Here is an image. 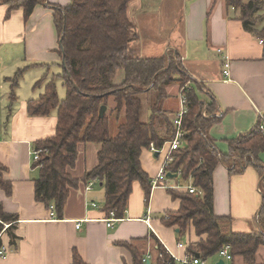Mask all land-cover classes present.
Returning a JSON list of instances; mask_svg holds the SVG:
<instances>
[{"label": "crops", "instance_id": "crops-1", "mask_svg": "<svg viewBox=\"0 0 264 264\" xmlns=\"http://www.w3.org/2000/svg\"><path fill=\"white\" fill-rule=\"evenodd\" d=\"M48 2L67 6L70 0ZM47 3L36 5L26 19L22 9H14L7 17L8 5L0 2V172L12 183L10 194L0 186V203L6 213L19 218L15 222L16 246L10 247L8 234L0 233L2 245L9 249L6 257L0 256V264H72L74 250L89 264H132V252L122 243L128 242L152 258L157 247L154 237L182 256L178 243L184 238L161 222L168 211L180 206L165 187L152 184L147 206L142 185L135 181L125 217L113 227L104 220L107 216L100 201L105 191L101 185L95 187L98 183L91 189L81 186L71 190L62 219L35 200L39 168L34 167L32 151L37 141L55 134L58 117L57 110L30 115L27 103L38 99L53 78L57 89L59 80L64 85L54 10ZM128 15L137 26L139 39L133 46L140 56L180 55L190 77L187 86L200 88L203 102H216L220 121L212 126L210 135L218 149L228 154L231 140L249 131L259 118L264 119L263 39L244 28L226 0H132ZM19 70L22 73L13 85L11 78ZM172 85L177 89L180 109L181 87ZM164 113L173 122L176 114L170 115L163 108L161 115ZM167 129L166 123H158L162 135ZM99 148L94 150L95 161L80 177L97 164ZM78 149L77 164L81 159L86 163L88 146L79 144ZM163 159L164 154L143 150L141 164L151 180L157 177ZM233 162L227 160L228 165L222 161L213 172L214 213L232 217L236 233L258 230L257 215L264 198L259 173L252 165H245L243 172L231 174ZM177 178L160 181L176 184L180 182ZM257 261L264 263V246L258 250ZM230 263L243 261L237 258Z\"/></svg>", "mask_w": 264, "mask_h": 264}, {"label": "trees", "instance_id": "trees-1", "mask_svg": "<svg viewBox=\"0 0 264 264\" xmlns=\"http://www.w3.org/2000/svg\"><path fill=\"white\" fill-rule=\"evenodd\" d=\"M131 1L70 0L69 5L61 6L47 3V0H0L8 5L7 17L14 9H22L26 19L36 5L47 3L54 10L59 35L64 67L60 76L64 79L66 96L60 99L53 78L38 99L27 103L30 115H48L57 110L58 117L55 134L34 144V150L44 149L41 161L34 162V167L39 168V176L34 182L35 200L44 203L56 218L62 219L71 190L97 181L105 191L101 210L106 216L114 211L117 218H124L133 183L139 181L148 206L152 180L142 167V152L149 149L152 142L161 147L172 140L175 126L166 113L161 115L162 110L158 107L149 121H143V102L138 94L159 89L160 96H165L167 86L179 84L184 87L187 98L182 125L185 136L183 145L173 152L174 160L168 170L179 174L181 187L167 190L180 206L168 211L161 222L178 230V237L184 238L182 256L194 259L200 254L199 258L208 262L229 244L232 262L240 258L243 264H264L257 261L258 250L264 246V198L257 215L259 229L246 233L232 231L233 218L217 216L213 210V172L222 161H234L230 166L231 174L243 172L245 165H252L259 173L264 194L263 119L259 118L249 131L231 140L229 153L223 154L210 135L212 126L220 121L215 115L216 102L213 99L203 102L200 88L186 86L190 77L185 74L180 55L142 57L135 52L133 45L138 41L139 33L128 15ZM226 5L235 10L244 28L264 43V27L259 26L264 19V0H226ZM120 68L124 70V79L115 83ZM21 73L19 70L11 78L13 85L18 83ZM103 104L108 108L100 118L99 110ZM115 116H122V121L117 134L112 137L111 119ZM159 122L166 123V135L158 130ZM85 143L100 145L97 164L76 178L70 170L77 164L79 144ZM189 184L199 192L191 193L187 188ZM0 186L7 194L12 192V183L5 180L1 172ZM18 219V215L6 213L0 203V233L5 228L4 223L10 224L4 230L10 238V247L16 246L19 239L15 232ZM154 238L156 254L148 259L149 264H180L162 242ZM122 244L131 250L132 264H147L144 253L128 242ZM72 264L89 263L74 250Z\"/></svg>", "mask_w": 264, "mask_h": 264}, {"label": "built area", "instance_id": "built-area-1", "mask_svg": "<svg viewBox=\"0 0 264 264\" xmlns=\"http://www.w3.org/2000/svg\"><path fill=\"white\" fill-rule=\"evenodd\" d=\"M218 51L221 52L222 50L219 49ZM225 74L228 75L229 71L228 70L225 71ZM186 112H187V98H186V95L184 93V87H183V88H181V91H180V109L177 112L176 117L173 119V124L175 126V135H174L173 139L166 141L161 147H157L153 142L150 144V147H149V149L152 153L157 152L159 154H164V159L162 162V166L159 170V173H158L157 177L154 180H152L153 186H162L165 188H179V187H181L180 182H178L176 184H174V183L172 184V183H169L167 181L165 183H163V182L161 183L160 180L161 179L168 180L170 178L168 176V172H170L168 170V167L174 160L173 152L175 150L179 149L184 143L185 131H184L182 125H183V117H184ZM203 114H204V116H206L207 111L204 110ZM215 115L219 116V112H216ZM263 121H264V119H263ZM262 128L264 129V123L262 125ZM43 152H44L43 149H39V150L33 149V151H32L33 162H40L42 159V153ZM178 175L179 174L177 173V177H179ZM96 183H97V181H91L86 186V188L91 189L92 186ZM187 188L189 189V191L191 193L199 192L197 190V188L195 186H193L192 184H189L187 186ZM93 206L98 207V204L96 202H94ZM122 219L123 218H117V216L115 215V212L112 211L110 213V215L107 216L104 220L107 223L108 227H113L117 221H120ZM4 225H5L4 226L5 227L4 230H5L7 227H9L10 224L4 223ZM80 226H81V222H78L77 228H80ZM162 244L165 246L168 253L180 264H208L207 261H203L199 257H196L194 259H190L188 256H179V255L175 254L174 252H172L164 242H162ZM183 246H184L183 242L178 243L179 248H183ZM8 252H9L8 248L4 247L3 245L0 247V256L6 257ZM219 257L224 259L225 263L228 261H232L233 256L231 254V246L229 244L225 245L220 250ZM149 258H151V257L147 256V260Z\"/></svg>", "mask_w": 264, "mask_h": 264}, {"label": "rangeland", "instance_id": "rangeland-1", "mask_svg": "<svg viewBox=\"0 0 264 264\" xmlns=\"http://www.w3.org/2000/svg\"><path fill=\"white\" fill-rule=\"evenodd\" d=\"M156 7V6H155ZM264 13V11H263ZM260 27H264V19L259 24ZM139 49L135 47V52L138 56H140V53L138 51ZM142 53V52H141ZM124 79V70L123 68H120L116 72V76L114 78L115 83H121ZM57 84V83H56ZM189 84V82L186 84V86ZM178 85V84H177ZM180 86V85H179ZM166 89V88H165ZM159 89L154 90L152 92H142L139 93L138 96L141 98L143 102V108L141 112V119L143 121H149L152 112L155 111V107L160 108L161 110H164L168 114H177V111H179V98L177 89H175V86L171 85L167 87V93L166 95L160 96ZM58 94L60 99L65 98L66 96V87L63 85V81H58ZM122 121V116H115L111 119V127H110V136H115L117 134V128L119 123ZM88 146V157L86 160V163L84 160H80V162L77 164V168L74 171H70L73 177H80L81 174L85 171L87 167H90V165L95 161L96 156L94 155L95 148H99L100 145L97 143H85ZM44 150V149H43ZM94 152V153H93ZM94 158V159H93ZM180 181V178H177ZM96 188H102L99 184L95 186ZM103 189V188H102ZM104 200H101L100 202L103 203ZM97 203V202H96ZM220 257L217 256L212 259H208V264H216V260ZM227 264H231L230 261L227 262Z\"/></svg>", "mask_w": 264, "mask_h": 264}, {"label": "water", "instance_id": "water-1", "mask_svg": "<svg viewBox=\"0 0 264 264\" xmlns=\"http://www.w3.org/2000/svg\"><path fill=\"white\" fill-rule=\"evenodd\" d=\"M63 64L65 65V60L64 59H63ZM65 67H66V65H65ZM107 108H108L107 105H105V104L101 105L100 110H99V116H100V118H103L104 117V115H105V113L107 111ZM156 155H158L157 152H156ZM168 176L171 177V178H174V177L176 178L177 177V174L176 173L168 172ZM196 256L199 257L200 254H197ZM149 263H150V261L148 260L147 264H149ZM217 264H226V263H225L224 259L220 258L217 261Z\"/></svg>", "mask_w": 264, "mask_h": 264}]
</instances>
